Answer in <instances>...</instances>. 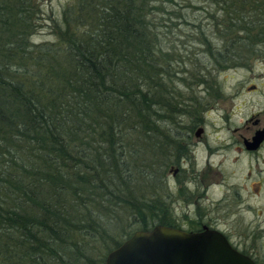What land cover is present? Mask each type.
Wrapping results in <instances>:
<instances>
[{
    "label": "trees",
    "instance_id": "obj_1",
    "mask_svg": "<svg viewBox=\"0 0 264 264\" xmlns=\"http://www.w3.org/2000/svg\"><path fill=\"white\" fill-rule=\"evenodd\" d=\"M192 1L73 0L55 46L30 39L37 0H0V264H102L88 240L109 252L136 229L179 228L154 170L187 158L196 87L264 57V0H204L213 35L186 17ZM121 207L135 228L117 240L108 219Z\"/></svg>",
    "mask_w": 264,
    "mask_h": 264
},
{
    "label": "rangeland",
    "instance_id": "obj_2",
    "mask_svg": "<svg viewBox=\"0 0 264 264\" xmlns=\"http://www.w3.org/2000/svg\"><path fill=\"white\" fill-rule=\"evenodd\" d=\"M72 1L37 0L39 7L36 30L30 37L31 41L56 46L57 34L55 35L54 28L56 31L55 26H59L63 8ZM177 2L190 4V0ZM192 3L197 9H193V14H190L188 7L186 17L193 19L197 15L204 19L199 6L207 8V2L193 0ZM168 6L173 7L171 4ZM208 6L209 10L213 9L211 5ZM172 7L165 9L169 11ZM207 21H202L205 23L203 26L213 35V24ZM177 26L185 31L178 32ZM177 26H174V30L178 34V50L190 51V26L183 22ZM184 61L185 67L190 68L187 62L190 60ZM186 75L188 76V73ZM214 77L223 89V100L211 107H205L201 115L204 124L199 143L193 134L189 133L183 137L180 144L183 150H187V158L179 160L178 165L168 164L167 161L163 163L164 160H160L163 164L154 170L157 173L156 184L159 185L158 188L161 187L162 197L179 228L190 231L197 222L201 224L214 221L209 223H215V229L224 235L234 249L243 252L255 264H264V144L253 154L232 148L227 152L217 149L222 141L239 134L247 135L248 131H245L244 127L248 126L250 129L253 125L249 121L244 123V120L251 115L257 113L258 127H261L264 121V57L254 58L246 66L220 71ZM196 88H199L201 93L203 87ZM181 92L187 94L185 90L181 89ZM189 123L188 118L183 117V126ZM181 131L185 133L184 129ZM190 136L192 143L194 142L192 145ZM208 147L216 150L209 153ZM171 152L174 153L175 148ZM149 156L151 154L146 150L144 157ZM157 162L159 163V160ZM118 211L119 218L113 210L108 219L109 233L117 240L135 228L131 217L128 216L126 220L124 216L126 209L121 207ZM122 231L125 233L121 234ZM86 240L88 239L76 241L86 243ZM92 242L87 241V245L95 248V251L91 252L92 258L96 261L102 257L104 259L109 243Z\"/></svg>",
    "mask_w": 264,
    "mask_h": 264
},
{
    "label": "water",
    "instance_id": "obj_3",
    "mask_svg": "<svg viewBox=\"0 0 264 264\" xmlns=\"http://www.w3.org/2000/svg\"><path fill=\"white\" fill-rule=\"evenodd\" d=\"M201 129L197 128L195 135ZM264 134L260 128L245 142L247 149L258 146ZM174 172V171H173ZM102 264H255L234 249L224 235L205 225L198 232L155 224L136 229L106 253Z\"/></svg>",
    "mask_w": 264,
    "mask_h": 264
},
{
    "label": "flooded vegetation",
    "instance_id": "obj_4",
    "mask_svg": "<svg viewBox=\"0 0 264 264\" xmlns=\"http://www.w3.org/2000/svg\"><path fill=\"white\" fill-rule=\"evenodd\" d=\"M216 75H217V73H216ZM211 80H212L211 78L208 79L210 87H206V86L203 87V89H202V91H204L203 93H202V91L200 93V90L198 91L199 88L195 89L197 91V94L198 95L200 94L199 96H203V97H201V100L203 102L202 106L204 107L202 110V113L204 112L206 106L211 107V105H216L221 100H223V98H224V92H223L222 87H218V88L212 87ZM190 96H193L191 94V92H190ZM200 119H201V121H197L194 123H191V121H190V135L193 134V136L197 140V143H199L198 141H200V135L203 132V124H204L203 123L204 120H202V117H200ZM248 121L251 122L253 126L250 129L248 126L244 127L246 129L245 131H248L247 135L239 134L237 137H231L227 141L226 140L222 141L221 145L217 149H220L222 151L227 152L232 148V149L244 151L246 153H251V154L256 153L264 144V134H263L262 140L260 141V143L258 144V146L256 148L247 149L245 146V144H246L245 142L250 141L252 136H254L255 132L258 131L260 128L264 127V121L262 122L261 127H258L259 118L257 117V113L251 115L248 119L244 120V123H247ZM197 128H200L201 130L199 131V134L195 135ZM190 144L191 145L194 144V142L192 143L191 136H190ZM208 148L210 149L209 153H213V151L216 150V148L215 149H211V147H208ZM205 222L201 223L199 225V227H197V228L190 229V231L198 232V230H200L203 225H205L209 228H215L214 227L215 223H209V222H214V221H205Z\"/></svg>",
    "mask_w": 264,
    "mask_h": 264
}]
</instances>
